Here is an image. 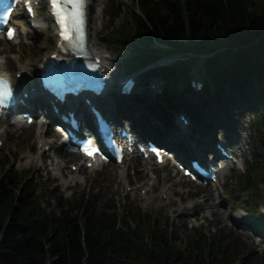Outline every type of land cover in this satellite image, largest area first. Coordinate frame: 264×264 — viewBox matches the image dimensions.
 I'll use <instances>...</instances> for the list:
<instances>
[{
    "label": "trees",
    "instance_id": "16d2710c",
    "mask_svg": "<svg viewBox=\"0 0 264 264\" xmlns=\"http://www.w3.org/2000/svg\"><path fill=\"white\" fill-rule=\"evenodd\" d=\"M105 12L104 40L124 54V73L160 72L165 85L156 99L166 113L181 109L196 127L208 128L212 120L226 130L241 108L264 146V0H111ZM163 57L174 60L152 65ZM199 63L203 76L195 75L203 84L196 92L190 78ZM135 98L155 113L144 93ZM17 157L0 155V264H257L254 245L231 228L207 236L192 227L184 240L131 202L119 213L111 201L82 192L75 200L60 197L58 211H47L31 172L16 170ZM228 187L247 193L243 202L257 215L264 151L232 173ZM250 228L264 237L256 223Z\"/></svg>",
    "mask_w": 264,
    "mask_h": 264
},
{
    "label": "rangeland",
    "instance_id": "374dc122",
    "mask_svg": "<svg viewBox=\"0 0 264 264\" xmlns=\"http://www.w3.org/2000/svg\"><path fill=\"white\" fill-rule=\"evenodd\" d=\"M121 1L129 2V0ZM110 2L111 0H94V5L89 15H95V17L92 22L89 21V33L93 32V47L104 51L103 53L110 59L113 70L110 79L113 83L98 100L114 112L116 109V105L113 102L116 100L113 98L116 88L114 82L117 76L120 77L124 73L121 61L124 54L104 40L103 31L109 20L104 8ZM15 11L19 14L17 18L19 20V24H17L18 36L12 42L0 39V57L5 69L15 79L17 78L20 63H29L30 71L27 74L26 82L27 84H30V82L35 83L42 58L55 50V28L47 14L46 0H41L37 8V19L44 17L40 27L32 28L29 25L22 10V4ZM30 36L34 37V39H29ZM39 38L41 40L37 41ZM44 39H53L54 45L46 47ZM15 58H19V60ZM172 60L174 59L171 57H163L152 65L166 64ZM197 73L203 76L200 63L192 67L193 76H196L195 74ZM138 83L140 85L137 87L136 92L140 94L144 91L148 95L144 103L147 104V102L151 101V104L155 107V113H148L141 102L134 104L133 100L127 98V102L121 105L125 115L127 118H134L133 127L135 130L143 128V122L150 125L156 120L167 131L168 121H165L167 115L164 111L166 105L158 98L155 99L152 96L153 89H151V86L154 85V88L159 84L165 85L160 72L157 71L154 76L148 78L140 76ZM240 109L236 110L237 112L234 114V125L231 126L230 124L227 130L219 131L218 125L212 120H210L208 128L206 123H203L204 127H192V125H188L189 123L187 124V137L194 139L201 136L203 141L210 138L211 142L214 140H220L223 143L231 142L234 143L231 149H234L238 154H242L239 158L234 157L235 162H228L227 168L221 173L217 181L210 185H196L184 178L176 170L172 162L161 166L149 162L150 165H148L144 163L143 159L130 157L123 164L127 166L124 179L119 176L120 166L105 164L95 168H87L79 162V158L76 155L68 153L59 147L58 133L53 129L52 124L45 123L44 118L41 129L45 132V138L53 140L55 145V147L45 151L42 145L39 146L36 137L39 128L38 123L43 120V117L39 115H37L32 124L22 128L14 126L9 120L0 121V126L7 129L0 144V155L12 152L18 155L15 161L16 170L20 172L26 169L31 172L32 177L37 180L39 185L42 206L46 207L47 211H58L60 197L62 199L75 200L82 192H88L89 195L96 196L105 205H110L111 201L119 213L122 212L123 205L131 202L137 205L141 212L150 214L156 222L161 224L162 228L165 227L172 230L184 240L192 237V227L201 229L207 236L216 234L223 228H231L244 241L254 245L256 254L253 253L252 257L257 259V264H260L263 263L262 260L264 259V237L257 236L256 232L250 230L249 225L256 223V227L264 234V214H262L264 212L258 211L260 213L255 215L251 208L243 202L248 197V194L230 192L228 187L230 175L234 172H242V169L248 165L254 155L264 151L262 143L256 140V130L252 117L244 110L240 111ZM39 112L43 113L44 110L39 109ZM135 113L141 116L140 120H137V114ZM237 113L242 114L241 118L238 117ZM160 114L161 118H159ZM163 118L165 123L162 121ZM206 119L204 118V121ZM119 120L123 121L122 116H119ZM175 122L180 128L179 117H176ZM171 135L168 136L164 132L161 138L164 141L168 138L174 141L175 136H172L174 138L172 139ZM197 139L201 142L200 138ZM175 143L174 141L171 145L174 147ZM164 145L168 146L167 143H164ZM176 153L182 154V149H177ZM53 159L63 160L65 162L63 169L58 172H50L49 168H52L50 164ZM184 160H187V158ZM73 166H76L77 169H72ZM74 174L81 176V179L70 181V177ZM62 181L65 183L62 184ZM138 184L140 186L147 185L149 188L148 190L145 188L140 189V186H137ZM163 188L169 189L167 192L170 191L171 200L166 199L167 194L161 195ZM189 202H191L192 210H188L187 204ZM260 207L264 208V202L260 204Z\"/></svg>",
    "mask_w": 264,
    "mask_h": 264
},
{
    "label": "bare ground",
    "instance_id": "6f19581e",
    "mask_svg": "<svg viewBox=\"0 0 264 264\" xmlns=\"http://www.w3.org/2000/svg\"><path fill=\"white\" fill-rule=\"evenodd\" d=\"M93 5H94V0H87L88 22L89 21L92 22L93 21V18L95 17V15H92V16L89 15V12L93 8ZM18 15L19 14L17 12H14L12 14L11 21L14 24H19V20H17ZM43 20H44V17L42 19H39V20L36 19V22L35 23L38 24V25H41V23L43 22ZM21 29H23V27H21ZM92 34H93V32H90L89 33V48H90L91 51L96 52L101 57V59H102L101 60V64H102L103 72L110 78L112 76V73H113V70H112V67H111V64H110V59H109V57L107 55H105V53H103L104 51L98 50L95 47H93V36H92ZM54 51H52V53ZM45 56H48V55H45ZM15 59L16 60H19V58H15ZM41 63H42V61L40 62V64ZM29 66H30L29 63H27V62L20 63L18 72H22V70H23V74H21V80L20 81H17L15 83V86L16 87L25 89L27 74L30 71ZM0 73L3 74V75H6L8 77H10V74H8V71L5 69V66L2 63L1 57H0ZM29 102H30V104L32 103L31 100H29ZM74 104H77V105L80 106V102H78V103L75 102ZM135 114H137V113H135ZM140 115H141V113H140ZM136 116H137V120H140V117L141 116H139L138 114ZM159 118H161V114H160ZM12 119H13L12 120V124L13 125H15L16 127H23V126H21V122H24L25 119H23L20 116L19 113L16 116H13ZM1 120H4V119L1 117ZM41 124L42 123L39 122V128H38V131H37V134H36L37 141L42 143V146H43L42 148L43 149H44V147H47V146H49V149H51V148L55 147L54 141L45 138L44 132L41 129ZM159 124L160 123H158L155 120L153 123H150V126H151V130L154 132V134H156L157 137L161 138L162 137L161 135H163V133L165 131H164V128H162V126H160ZM25 125L26 124H24V126ZM6 131H7L6 128H2L0 126L1 136L5 135ZM175 142H176L175 143L176 146H185V145H188L195 154L200 153L199 146L195 143V141L192 138L187 137L183 132L182 133H179L178 135H176ZM232 153H234L238 157V153H236L235 150H233ZM63 164H64L63 160L53 159L52 160V163L50 165H51V167H52V169H53L54 172H58L59 170L63 169V167H64ZM145 164L150 165L149 162H146ZM94 167H96V166H93V168ZM126 169H127V166L126 165L120 166L119 176L121 178H123V179L126 177ZM80 179H81V176L76 175V174H74L73 176L70 177V181H77V180H80ZM64 183L65 182L62 181V184H64ZM140 188H145V185H141ZM167 190H169V189H167ZM167 190L163 188L162 191H161V195L162 194H167V198L166 199H170L171 200V197L169 195L170 194V191L167 192ZM172 203H174V202H172ZM191 206H192L191 205V202H189L187 204L188 210H192L191 209ZM189 213H190V211H189Z\"/></svg>",
    "mask_w": 264,
    "mask_h": 264
},
{
    "label": "snow or ice",
    "instance_id": "6c2138e0",
    "mask_svg": "<svg viewBox=\"0 0 264 264\" xmlns=\"http://www.w3.org/2000/svg\"><path fill=\"white\" fill-rule=\"evenodd\" d=\"M85 0H51L54 15L57 17V23L61 27V36L66 41H71L77 33L82 38L83 8ZM71 5V10L67 6ZM31 11V9H29ZM13 36V31H8V37ZM9 95L7 82L0 77V104H3L5 98ZM95 150L87 151L91 156Z\"/></svg>",
    "mask_w": 264,
    "mask_h": 264
}]
</instances>
